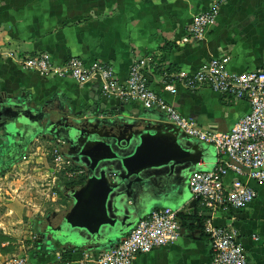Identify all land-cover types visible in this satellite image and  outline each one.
I'll return each mask as SVG.
<instances>
[{"label":"crops","instance_id":"1","mask_svg":"<svg viewBox=\"0 0 264 264\" xmlns=\"http://www.w3.org/2000/svg\"><path fill=\"white\" fill-rule=\"evenodd\" d=\"M215 5L219 10L217 20L205 37L183 42L192 19ZM15 52L24 55L47 52L57 64L71 58L100 61L113 67L121 84L127 81L134 61L151 55L150 87L202 129L228 133L250 111L246 100L226 97L211 89L191 90L179 83L171 94L164 90L165 79L179 71L193 73L212 58L227 59L228 68L236 73L257 70L264 59V0H0L2 96L21 98L32 108L63 105L81 113L101 106L123 109L130 116L149 114L169 123L157 110L105 97L98 81L81 86L70 78L43 77L25 70L14 61ZM39 140L47 141L34 138L9 156L0 141V157L16 158L11 166L0 168V176L24 157L34 156V144ZM211 147L215 160L209 168L204 164L205 170H213L217 165L216 149ZM235 178L229 173L226 184ZM189 181L186 189L190 191ZM247 182L257 192L253 202L241 209L216 212L204 209L200 201L194 209L182 207L179 211L190 215L184 217L186 225L179 240L170 247L139 255L132 264H211V244L202 229L207 218L218 227L237 231L249 264H264V183ZM23 193L20 191V195ZM44 202L32 201L35 208L30 210L42 214ZM162 208L161 203L154 202L146 215ZM119 243L114 239L85 252H75L67 246L47 250L35 245L25 257L31 264H82L87 257H96ZM4 257L0 253V259Z\"/></svg>","mask_w":264,"mask_h":264},{"label":"water","instance_id":"2","mask_svg":"<svg viewBox=\"0 0 264 264\" xmlns=\"http://www.w3.org/2000/svg\"><path fill=\"white\" fill-rule=\"evenodd\" d=\"M34 138L57 145L86 172L81 186L62 188L72 205L60 222L39 228L38 243L47 250L58 245L84 252L114 239L119 243L149 215L154 202L174 211L194 209L199 198L186 189L187 183L191 175L211 171L203 165L209 168L215 160L211 146L149 114L130 116L101 106L81 113L63 105L32 108L21 98L0 94V141L6 156ZM180 215L183 232L190 214Z\"/></svg>","mask_w":264,"mask_h":264},{"label":"built area","instance_id":"3","mask_svg":"<svg viewBox=\"0 0 264 264\" xmlns=\"http://www.w3.org/2000/svg\"><path fill=\"white\" fill-rule=\"evenodd\" d=\"M218 13V6L215 5L211 10L196 15L183 42L203 39L215 25ZM12 57L23 69L35 71L43 77L70 78L81 86L98 81L105 97L157 110L184 134L213 146L218 156L216 167L191 175L189 181L191 193L194 198H199L204 209L211 212L241 209L255 200L257 192L247 180L264 183V59L260 67L252 72H233L228 68L227 59L212 58L193 73L179 71L166 77L164 90L171 94L176 92L179 83L191 90L211 89L249 103L250 111L230 132L216 133L202 129L183 116L150 87L151 55L133 62L124 84L116 79L113 67L100 61L71 58L57 64L47 52L34 55L15 52ZM53 145L54 161L57 167L66 171L65 175L73 183L71 187L85 181V169L75 166L57 145ZM229 173L236 178L228 185L225 179ZM179 218V210L155 209L139 221L118 245L96 257H87L82 264H132L139 255L170 247L181 237ZM202 229L211 244V264H249L235 229L218 227L211 218L203 221ZM0 264L31 263L26 257H14Z\"/></svg>","mask_w":264,"mask_h":264},{"label":"rangeland","instance_id":"4","mask_svg":"<svg viewBox=\"0 0 264 264\" xmlns=\"http://www.w3.org/2000/svg\"><path fill=\"white\" fill-rule=\"evenodd\" d=\"M34 147V156L24 157L0 176V222L8 223H0V253L5 256L0 263L25 257L38 242L41 223L53 213L62 216L71 206L62 188L73 183L65 175L66 171L57 167L53 158L54 145L39 140ZM20 191L25 193L20 195ZM36 199L45 201L42 214L30 210L35 208L31 203Z\"/></svg>","mask_w":264,"mask_h":264},{"label":"flooded vegetation","instance_id":"5","mask_svg":"<svg viewBox=\"0 0 264 264\" xmlns=\"http://www.w3.org/2000/svg\"><path fill=\"white\" fill-rule=\"evenodd\" d=\"M61 150V149H60ZM16 160V158L12 157H0V168L2 169L3 167L11 166V164ZM4 169V168H3ZM60 222V215L58 214L57 216L50 215L47 217V219L41 223L40 227L42 230H45L48 226L55 227L58 223Z\"/></svg>","mask_w":264,"mask_h":264},{"label":"trees","instance_id":"6","mask_svg":"<svg viewBox=\"0 0 264 264\" xmlns=\"http://www.w3.org/2000/svg\"><path fill=\"white\" fill-rule=\"evenodd\" d=\"M84 183V181L83 182H81V183H78L77 185H76V187H79V186H81L82 184ZM72 186V185H71ZM70 186V187H71ZM180 217H181V215H180ZM112 242V241H111ZM35 245L37 246V245H39L40 246V244H38V242L36 241L35 242ZM78 252H80V251H78ZM85 252V251H84Z\"/></svg>","mask_w":264,"mask_h":264}]
</instances>
